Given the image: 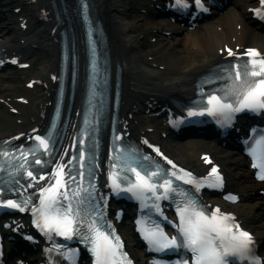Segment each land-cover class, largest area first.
<instances>
[{
	"label": "bare ground",
	"instance_id": "obj_1",
	"mask_svg": "<svg viewBox=\"0 0 264 264\" xmlns=\"http://www.w3.org/2000/svg\"><path fill=\"white\" fill-rule=\"evenodd\" d=\"M32 1L37 3L32 16L43 22L44 28L30 35L31 22L24 21L21 24L23 34L19 37L17 34H13L8 27H4L3 30H0V51L6 55H14V58L21 56L22 62H30L35 60V55L44 50L48 59L36 74L28 77L27 85L22 84L23 89H20L21 84H10L6 88L0 87V103L5 102L6 110L15 113L13 118L9 114L6 115L7 113L0 114V140L9 136H23L19 140L25 139L31 135V130L41 129L53 104L59 61L58 31L65 24V19H63L64 23L55 21L52 0ZM73 1L65 0L80 50V76L73 102L72 118L63 148L66 147L71 135L73 118L79 106L83 89L84 54L81 52L80 44L81 27L74 12ZM92 2L95 14L103 22L107 33L111 60L122 67L120 112L123 117V131L130 138L147 147L149 144L159 143L156 137L151 134L152 128L142 124L140 118L133 116V113L141 110L143 105L159 104L167 109L172 98L193 97L196 79L210 66L238 54H245L248 49H255L264 54V31L257 23L253 22L252 11L249 9L246 12L238 13L234 7H231L218 15L215 20L211 19L193 29L189 27L174 29L171 25L168 26L160 21L149 29L163 31L167 35L158 48L141 56L134 52L141 46L138 39L146 32V27L138 22L132 23L125 21L124 18H119V13L124 15V9L114 0H92ZM238 5H242L241 0H235L234 6ZM152 7L153 9H149L146 17H154V6L151 5L149 8ZM131 10V7L127 8V12ZM40 40L47 41L45 47L37 44ZM159 52L166 55L167 62H159L154 57ZM145 62L157 69L144 67L142 64ZM139 71H146L145 76L138 78ZM39 89H43V92L38 93ZM142 140L144 141L142 142ZM174 145L177 146V143ZM161 146V150H164L166 155H170L168 149L172 150V148L168 144L164 146L161 144ZM204 146L202 149L194 148L193 152L196 154L197 160L202 159V156L208 153L214 159V163L220 164L227 173L229 185L232 187L241 186L242 189L255 193V186L250 184L249 171L247 172L243 168H241V172L234 171L235 166L243 165L241 158H234L231 151H224L223 146H212L211 144ZM201 164H204L203 171L210 167L204 163V158ZM103 171L102 177L106 179V171ZM236 174L239 175L235 177ZM240 202L228 204L213 199L209 204L214 208L219 207L223 211H230L248 229L254 231L261 241L264 255V201ZM127 239L129 242L131 241L130 237ZM131 252L139 264H148V259L142 255L143 250L139 249L137 245H131Z\"/></svg>",
	"mask_w": 264,
	"mask_h": 264
},
{
	"label": "snow or ice",
	"instance_id": "obj_2",
	"mask_svg": "<svg viewBox=\"0 0 264 264\" xmlns=\"http://www.w3.org/2000/svg\"><path fill=\"white\" fill-rule=\"evenodd\" d=\"M177 2L182 3V0H177ZM261 2L264 4V0ZM196 3L202 7L200 0H196ZM247 55L250 59L244 65L243 72L238 68L234 74L228 70L229 79L232 83L224 91L223 96H208L206 111L219 113L228 119L231 118L232 114L245 109L251 112L264 111V58L258 59L259 54L255 49H248ZM232 97H234V101ZM189 115L192 113L190 112ZM35 139L39 141V147H48L47 140L44 138L37 136ZM80 143L83 144L84 141L81 140ZM249 152L254 160L259 161L258 164L253 165L260 169L257 173L258 178L264 179V174H262L264 173V135L255 139ZM3 155L7 156L8 154L3 153ZM83 155L82 151L81 159H83ZM116 160L118 164L112 165L113 168L119 167L121 171H131L135 174L134 182L130 181L127 176L123 177V182L127 185L126 191L131 192L141 201L147 199L145 193H151L155 200L159 201L162 196L167 198L169 193L176 192L172 181L166 180L159 185V188L164 190L163 193L157 195L158 186L151 181L153 177L158 175L159 170L141 175L133 167L134 160L132 157L126 153L117 155ZM36 162L37 164L40 163L39 160ZM27 174L32 176V172ZM61 175V173H57L55 184L39 189L40 204L32 209L33 224L46 235L50 236L52 232H55L66 239H72L74 235H80L83 232L82 242L91 244L90 250L95 257L94 264H131V261L127 259V254L121 251L120 238L115 236L114 230L106 233L103 230L102 218H89L95 217L96 211L94 208L83 206L84 198L78 199L76 207L73 208L71 200L80 197L79 185H77V191L73 193L71 198L67 192L62 194L58 192V189L64 186L60 179ZM172 175L176 174L172 173ZM185 175L191 176L190 173H185ZM177 178L182 179L183 177ZM209 178L211 180L210 186L218 187L220 185V176L214 166L209 173ZM109 179L112 182L113 190H119V173L110 172ZM199 187L200 185L197 184V188ZM3 191L4 189L0 188V192ZM179 195L183 199L176 208L179 217V223L175 225L177 235L167 236L158 224L140 229L150 248H154L158 252L183 248L191 253V264H233L234 260L244 261L245 264H264V261L253 254L252 236L241 230L238 224L231 222V214L220 213L219 209H216L212 211L211 215H207L206 207L198 205L197 201L190 195L183 192H180ZM231 198L236 199V197ZM64 201H69V203L65 206ZM0 206L20 208V205L14 200H0ZM20 210L23 211V208ZM155 210L160 211L158 204L155 205ZM86 221V232L81 227H74V225H83ZM137 224H141V221L138 220ZM177 264H189V262L188 260H181Z\"/></svg>",
	"mask_w": 264,
	"mask_h": 264
},
{
	"label": "rangeland",
	"instance_id": "obj_3",
	"mask_svg": "<svg viewBox=\"0 0 264 264\" xmlns=\"http://www.w3.org/2000/svg\"><path fill=\"white\" fill-rule=\"evenodd\" d=\"M114 1L118 3L122 9H126V7H132V10L129 12H126V10H124L123 11L124 15L119 13L120 15V16L118 15L119 18H122V19L124 18L125 21L132 22V23L138 22L142 26L146 27V32L143 33L138 39L140 40L139 42L141 43V46L138 49H136L134 53L137 55L141 54V56H144L145 54H148L152 52V50L158 48V46L160 45V43L162 42V40L165 38L166 35L162 31H155L152 28L149 29V27L153 25H157V23L160 22L161 20H157L156 18L146 17V13L143 11V9L147 3L144 0H114ZM241 1L244 3V7H246L249 4V2H245L246 0H241ZM12 6L13 7L15 6L14 8H12L13 10L12 13L14 15L11 16V20L7 19L5 24L10 25V27L13 28V31H14V32L12 31L13 34L15 33L21 34V30L19 29V22L22 20H30L33 23L32 29L34 28L35 31L39 29L35 27L36 19L31 16V6H33L32 4L25 3L24 0H15L14 5ZM20 8L22 10H26V13H18L17 10ZM8 14H11V12H9ZM5 38L7 39V35L5 36ZM42 45L44 46L45 43H43ZM154 57H156L159 62H163V61L167 62L166 55L161 52H159L158 55ZM34 59H35L34 60L35 62L32 63V67L30 68L28 67L23 70L14 68V69H11L10 71H7L6 73H1L0 74V87L6 88V86L10 84H15V85L21 84L20 89H23L22 84L24 85L28 77H30L32 74L33 75L36 74V72L43 66V64L46 62L48 58L45 53H42L40 56L38 55L35 56ZM142 65L144 67L157 69V67H154L148 63H143ZM115 67L116 66L114 64V68ZM145 73L146 71L144 72L139 71L137 73V77L141 78L145 76ZM9 77H12L13 80ZM39 93H42V91L39 90ZM5 107H6V104L4 102L0 104V113H2L3 109L5 110ZM152 113L153 112H148V108L146 106H143L142 110L139 111V114H134V115L136 117L142 118L145 125H150L152 128L156 129V132L154 133L158 137H160L163 143V146L168 144L172 148V150L168 149V152L172 156L176 157L178 160L180 159L183 163L187 165L199 168L197 167L198 161L196 160V154L193 153L194 148L199 147V145L195 144V142L193 141L179 140L176 137L170 135V132L168 129H166L163 120L160 118L155 119L151 115ZM176 143H177V146L174 145ZM234 169H235L234 171L239 170V168H234ZM251 202H255V200L249 201V203ZM132 244H133L132 241L128 242V245L130 247Z\"/></svg>",
	"mask_w": 264,
	"mask_h": 264
}]
</instances>
